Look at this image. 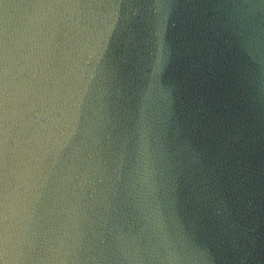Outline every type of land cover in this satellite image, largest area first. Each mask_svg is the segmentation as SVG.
Segmentation results:
<instances>
[{
  "label": "water",
  "instance_id": "95a60500",
  "mask_svg": "<svg viewBox=\"0 0 264 264\" xmlns=\"http://www.w3.org/2000/svg\"><path fill=\"white\" fill-rule=\"evenodd\" d=\"M0 264H264V0H0Z\"/></svg>",
  "mask_w": 264,
  "mask_h": 264
}]
</instances>
